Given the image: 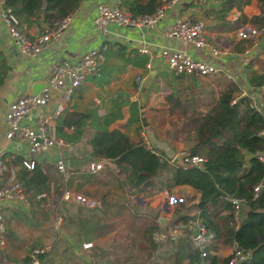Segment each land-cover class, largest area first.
I'll return each instance as SVG.
<instances>
[{
  "label": "crops",
  "instance_id": "crops-1",
  "mask_svg": "<svg viewBox=\"0 0 264 264\" xmlns=\"http://www.w3.org/2000/svg\"><path fill=\"white\" fill-rule=\"evenodd\" d=\"M98 1L109 5L116 2L80 0L57 39L32 56L19 52L17 43L9 37L0 19V52L8 66L6 77L0 84L2 162L7 170L14 172L16 166L12 168L10 160L16 156L22 160L55 166L54 160L60 155L66 170V174H61L63 179H74L63 189L82 194L85 186L74 190V182L77 180L75 177L78 174L76 169L81 168V165L75 163V159L82 155L85 141L96 130L120 129L133 142L141 140L146 147L158 153L163 161L153 179L158 190L153 194H132L130 200L133 206L130 210L147 218L148 221L143 220L145 225L154 221L158 229H165L171 224L172 211L180 202L182 214L188 217H195L197 214L195 203L198 201L199 191L186 184H174V172L181 165L180 155L201 144L211 134L213 127L204 114L205 110L229 84L234 89V99L247 96L257 106L260 88L249 86L247 76L248 69L264 68V36L249 22V18L258 13V9L254 0H244L238 8L229 10L223 18L226 21L223 24V21L213 17L220 0H207L205 3L199 0H180L165 9L163 16L151 26L109 24L102 33L92 24ZM118 1L127 10V2L143 5L153 1L159 5L163 0ZM178 17L202 19L206 41L223 50L224 54L212 57L206 49L197 50L180 40L166 37L163 28ZM44 28V24L39 21L38 27L30 26L25 34H40ZM161 47L182 50L191 57L213 63L220 71L208 76L173 74L159 55ZM90 49L98 51L101 57L100 66L96 72L83 74L79 86L73 90L63 109L90 113L77 139H66V135L72 134V129L67 127L55 134L54 120L49 132L54 138L62 139L66 143L62 150L49 149L31 154L23 138L6 139L4 113L9 102L18 96L32 94L36 85L44 84L57 62L62 59L75 62L83 52ZM138 49H146V53L139 52ZM137 76L143 78L140 86L135 81ZM40 89L41 87L37 88L36 93ZM56 100L55 92L51 101L38 111H52ZM211 140L218 145L223 143L219 135H214ZM206 151V144H202L197 148L196 154L204 157ZM91 161L99 162L100 169L104 168V159ZM54 187L55 184L51 182L49 191L40 199L36 195H28L24 201L3 202L4 244L0 245V264H31V250L44 247L47 250L42 255V264H106L107 261H90L81 251L96 248L111 251L113 243L100 244L103 234L132 235L139 232L128 226L125 229L121 226L107 229L110 223L103 228V215L99 210H95L92 217L83 211L79 215V221L65 225L68 220L65 218L64 207H68L69 203L61 202L60 197L53 191ZM97 187L99 191L104 190L101 186ZM106 198L110 201L116 195L110 192ZM109 211L110 214L113 213L111 206ZM55 215L60 216L56 229L53 227ZM87 225L89 227L86 228ZM83 243H90L91 247L85 249L82 247ZM230 252L231 248L219 247L214 253L218 258H223ZM108 262L113 264L114 261ZM117 262L127 264L124 261Z\"/></svg>",
  "mask_w": 264,
  "mask_h": 264
},
{
  "label": "trees",
  "instance_id": "trees-1",
  "mask_svg": "<svg viewBox=\"0 0 264 264\" xmlns=\"http://www.w3.org/2000/svg\"><path fill=\"white\" fill-rule=\"evenodd\" d=\"M243 1L220 0L213 17L225 24L224 16L231 8H238ZM254 1L258 13L252 15L249 22L264 36V0ZM79 2L80 0H3L2 5L10 9L18 21V28L25 34L30 26L38 27L39 21L48 27L54 21L63 19L77 8ZM157 5L153 1L143 5L125 3L127 11L132 15L151 14ZM206 15L204 12V16ZM247 64L250 66V63ZM7 72L6 60L0 52V84ZM247 82L253 88H260L257 106L247 96L234 99V89L230 84L220 91L204 113L213 127L211 134L201 144L186 152L196 154L197 148L206 144L203 163L200 166L180 165L174 172V184L191 186L199 191V198L195 203V217L182 214L180 202L172 211L171 223L185 225L188 219H196L212 233V238L205 248V256L201 257L200 252L191 245L189 230L184 228L177 239L166 241L170 244L171 264H226L228 256L218 258L214 252L219 247L232 249L233 246L245 254V258L237 264H264V166L255 158L264 141L259 135L264 127V68L248 69ZM89 116L87 111H63L54 118L53 132L58 134L64 127L71 128L72 134L65 137L73 141L82 132ZM214 135L221 137V145L211 140ZM99 158L105 160L104 168L89 172L88 163ZM22 161L16 156L10 160V165L16 166L15 178L26 197L38 193L47 194L51 182L55 184L54 193L60 197L62 189L74 180L69 177L64 180L53 165L32 161L31 168H26ZM75 161L81 168L76 169L78 174L74 190L87 185L91 189L89 191L85 188L83 193L97 197L91 208L61 200L69 203L68 207H64L65 218L68 220L65 225L79 221V215L83 211L92 217L94 211L99 210L103 215V228L108 223L112 224L107 219L122 212L128 213V227L139 228L137 236L124 234L120 242H113L111 251L105 248L91 250V261H107L106 264L114 261L113 264H119L116 258L119 251L123 256L122 261L127 264H156L153 256L163 242H154L150 234L158 229V225L154 221L145 225L143 218L134 210L130 212L128 208L132 209L133 206L130 200L132 194H153L158 190L153 181L163 165L158 153L146 147L141 140L133 142L120 129L104 128L90 135L85 141L82 155ZM255 185H259L260 189L253 197L252 187ZM97 186L104 190L99 191ZM110 192L116 198L109 201L106 195ZM228 197L244 201L235 215L227 201ZM109 206L113 208L112 214ZM130 248L139 254L129 255ZM142 254L143 259L140 261Z\"/></svg>",
  "mask_w": 264,
  "mask_h": 264
},
{
  "label": "built area",
  "instance_id": "built-area-1",
  "mask_svg": "<svg viewBox=\"0 0 264 264\" xmlns=\"http://www.w3.org/2000/svg\"><path fill=\"white\" fill-rule=\"evenodd\" d=\"M180 0H163L157 5L151 14L132 15L123 9L119 1L114 4H105L98 1L96 4V14L92 24L102 33L106 31L107 25L115 26H132L142 27L151 26L159 20L165 9L172 7ZM205 3L207 0H199ZM3 0H0V19L6 29L9 37L15 40L20 53L25 55H36L46 44L54 41L59 36L61 30L70 20V15L63 19L54 21L50 26L44 28L42 33L28 36L18 28V21L9 8L4 7ZM163 34L170 39H177L183 43H187L197 50L206 49L210 56L217 57L224 54V51L210 44L205 39L204 21L200 18H175L171 23L163 28ZM139 52L146 53V49H138ZM159 55L164 61L167 69L173 74H190L196 76H208L218 73L220 70L213 63L202 59L191 57L182 50L170 47H161ZM101 57L96 49H90L83 52L77 61L72 62L68 59H62L57 62L44 82V86L36 94H26L18 96L9 102L4 113L5 134L6 139L13 137L23 138L27 143L29 153H37L47 151L49 149L62 150L66 147V143L59 138L51 136L49 129L54 118L63 111L65 103L68 101L71 93L76 89L83 74L96 72L100 66ZM149 65H147L148 67ZM143 78L137 76L135 81L138 86L141 85ZM57 93L55 106L50 112L38 111L41 107L47 105L54 93ZM253 104V103H252ZM254 105V104H253ZM25 119V121H24ZM264 139V127L259 131ZM2 151L0 150V245L4 244V221L2 216V204L4 201L26 200L20 183L16 180L13 171L7 170L2 162ZM255 158L264 166V141L262 148L255 154ZM204 161V157L199 154H181L179 163L183 166H200ZM22 164L26 168H31L32 161L23 160ZM54 164L61 174H66L61 156L55 158ZM101 168V164L96 161L88 163V171L95 172ZM259 185L252 187V196L255 197ZM44 193L36 194L37 198H42ZM60 199L70 201L81 206L91 208L94 206V200L86 197L78 192L63 189ZM230 205L235 215L243 200L236 197H228ZM60 216L55 215L53 219V227L56 229L59 225ZM189 230V239L191 245L200 252V256H205V248L212 238V233L200 225L196 219H188L185 225L173 224L165 229L152 231L150 234L154 242L174 241L181 234L183 229ZM82 247L88 249L90 243H83ZM47 247L32 249L29 253L31 264H42L43 253ZM245 258V254L232 247L227 257L226 264H237Z\"/></svg>",
  "mask_w": 264,
  "mask_h": 264
},
{
  "label": "rangeland",
  "instance_id": "rangeland-1",
  "mask_svg": "<svg viewBox=\"0 0 264 264\" xmlns=\"http://www.w3.org/2000/svg\"><path fill=\"white\" fill-rule=\"evenodd\" d=\"M85 187H86V189H88L90 191V189H91L90 187H88L87 185ZM82 194L84 196H86V197L95 199V196L85 195L84 193H82ZM128 209H129V211H131L130 208H128ZM128 217L129 216H128L127 212H125V213L122 212V214H118V216L112 217L110 219L112 224H110V226H107L106 228L107 229H110V228L113 229V228H117L118 226L119 227L121 226V228L125 229V228H127ZM142 218H143V220L145 219L144 217H142ZM107 220H109V219H107ZM146 221H148V219ZM144 223H146V222H144ZM170 225H173V224L171 223L168 226H170ZM138 230H139V228H138ZM132 235H134V236L136 235L137 236L138 233H135V234H132ZM123 236H124V234H122V233L121 234L118 233V234H115V235L103 234L102 238L100 239V244H103V245L104 244H109V243L112 244L114 242V241H112V239L115 240V241L116 240H122ZM110 239H111V241H110ZM81 252L86 254L90 258V261L92 260L91 259V250H86V251H81ZM138 254L139 253H136L133 248H130L129 255H131V256L136 255L137 256ZM143 255L144 254L140 255V257H141L140 261H141V259H143L142 258ZM116 257H117V261H122V259H123L122 254L119 253V252H118ZM153 257H155V259L157 260V261H155L156 264H171L170 244L168 242H165V243L163 242L161 245H159V247H158V249L156 251V254Z\"/></svg>",
  "mask_w": 264,
  "mask_h": 264
},
{
  "label": "water",
  "instance_id": "water-1",
  "mask_svg": "<svg viewBox=\"0 0 264 264\" xmlns=\"http://www.w3.org/2000/svg\"><path fill=\"white\" fill-rule=\"evenodd\" d=\"M44 86V84H41V85H36L34 88H33V91H32V94H35L37 92V88H42ZM36 90V91H35Z\"/></svg>",
  "mask_w": 264,
  "mask_h": 264
}]
</instances>
